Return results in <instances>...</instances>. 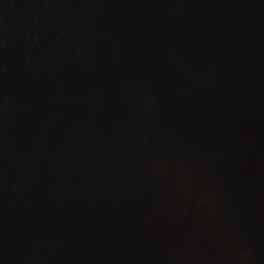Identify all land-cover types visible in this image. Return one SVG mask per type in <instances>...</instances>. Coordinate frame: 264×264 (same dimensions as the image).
I'll return each instance as SVG.
<instances>
[{"label": "water", "instance_id": "95a60500", "mask_svg": "<svg viewBox=\"0 0 264 264\" xmlns=\"http://www.w3.org/2000/svg\"><path fill=\"white\" fill-rule=\"evenodd\" d=\"M0 264H264V0H0Z\"/></svg>", "mask_w": 264, "mask_h": 264}]
</instances>
